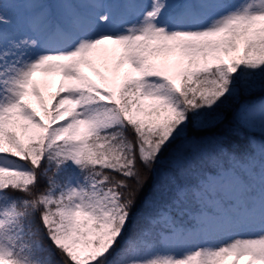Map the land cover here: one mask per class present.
Returning <instances> with one entry per match:
<instances>
[{
  "label": "snow or ice",
  "instance_id": "6c2138e0",
  "mask_svg": "<svg viewBox=\"0 0 264 264\" xmlns=\"http://www.w3.org/2000/svg\"><path fill=\"white\" fill-rule=\"evenodd\" d=\"M257 90L264 0H0V264H264V142L201 171L190 134Z\"/></svg>",
  "mask_w": 264,
  "mask_h": 264
},
{
  "label": "trees",
  "instance_id": "16d2710c",
  "mask_svg": "<svg viewBox=\"0 0 264 264\" xmlns=\"http://www.w3.org/2000/svg\"><path fill=\"white\" fill-rule=\"evenodd\" d=\"M263 101L264 91L260 90L250 95H244L239 99H230L218 109L221 118L212 126L199 130H191V136L194 137L198 143L197 150L204 153L206 156L207 162L204 164L201 171L215 169L219 165H223L224 157H217L216 155L220 147L227 153H246L264 142V134H262L259 129L242 126L237 119L239 104H255ZM208 156H211V158L209 159ZM174 166V155L171 152H166L155 166V170L147 173V183L145 188L139 193L137 200L138 206L146 201L145 209L154 214L157 209H162L166 205L171 204L172 198L167 194L163 199L157 195L154 200L150 189H152V185L156 180L161 179L164 173ZM199 175V172L189 174V176L185 178V184L193 186ZM156 187L158 189L160 187L159 184H157ZM149 205H151V207H149ZM180 208L184 209L186 212H193L197 210L198 204L190 195L189 198L180 205ZM182 218L185 221L188 220L187 215H184Z\"/></svg>",
  "mask_w": 264,
  "mask_h": 264
},
{
  "label": "rangeland",
  "instance_id": "374dc122",
  "mask_svg": "<svg viewBox=\"0 0 264 264\" xmlns=\"http://www.w3.org/2000/svg\"><path fill=\"white\" fill-rule=\"evenodd\" d=\"M4 2L9 3V4H18V3H21L22 0H4ZM45 2L50 3V4H56L57 0H45ZM140 3L149 4L150 0H140ZM9 11L10 13L16 14L18 18H22V16L24 15V10L21 8H10ZM37 77L38 78L40 77L39 73L37 74ZM50 79H52L55 82H58L60 77L56 75V76L50 77ZM262 103H264V101L259 104H262ZM259 104H254V105H259ZM255 129H259V127L257 126L255 127Z\"/></svg>",
  "mask_w": 264,
  "mask_h": 264
}]
</instances>
